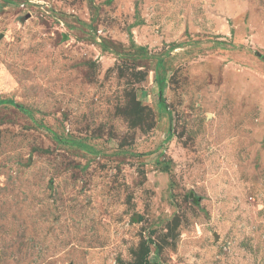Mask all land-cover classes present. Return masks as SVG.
Masks as SVG:
<instances>
[{
    "label": "rangeland",
    "instance_id": "374dc122",
    "mask_svg": "<svg viewBox=\"0 0 264 264\" xmlns=\"http://www.w3.org/2000/svg\"><path fill=\"white\" fill-rule=\"evenodd\" d=\"M0 264H264V0H0Z\"/></svg>",
    "mask_w": 264,
    "mask_h": 264
}]
</instances>
